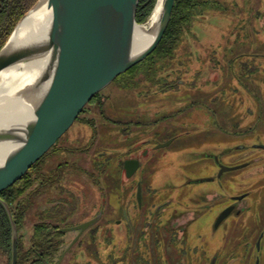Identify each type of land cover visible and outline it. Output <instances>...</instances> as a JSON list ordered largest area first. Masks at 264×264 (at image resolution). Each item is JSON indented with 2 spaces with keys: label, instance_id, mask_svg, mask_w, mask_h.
<instances>
[{
  "label": "rangeland",
  "instance_id": "374dc122",
  "mask_svg": "<svg viewBox=\"0 0 264 264\" xmlns=\"http://www.w3.org/2000/svg\"><path fill=\"white\" fill-rule=\"evenodd\" d=\"M199 1L173 52L145 59L104 88L47 155L39 168L50 171L68 162L62 166L67 178L64 188H42L38 179L19 199L28 206L20 231L25 249L40 222L65 228L99 217L72 247L78 232H67L52 264H123L124 254L147 261L151 251L155 260L161 258L156 264H212L214 259V264H264V239L262 254L250 246L264 230V186L241 180L246 169L219 177L215 160L228 167L247 151L227 156L233 147H264V0ZM246 75L250 90L239 83ZM248 122L253 127L246 128ZM136 143L154 156L146 159L152 165L141 174L147 201H168L169 214H177L171 218L176 221L172 232H158L160 239L165 235L163 241H146L138 229L132 239L118 224L121 200L135 201V194L124 195L118 184L120 154ZM102 150L105 155L98 156ZM253 151L264 156L262 149ZM255 174L254 180L262 176ZM248 189L254 196L246 201L252 210L244 218L247 224L240 223L232 236L231 219L216 229L230 197ZM57 200L61 204L51 208ZM130 212L133 216L136 211L131 207ZM182 214V221L177 220ZM177 222L189 225L178 227Z\"/></svg>",
  "mask_w": 264,
  "mask_h": 264
},
{
  "label": "water",
  "instance_id": "95a60500",
  "mask_svg": "<svg viewBox=\"0 0 264 264\" xmlns=\"http://www.w3.org/2000/svg\"><path fill=\"white\" fill-rule=\"evenodd\" d=\"M175 2L164 0L157 25L149 29L154 35L151 44L136 54L135 27L146 26L151 19L138 23L140 0H38L23 16L0 50V73L21 62L43 56L49 59L19 95L33 104L34 117L14 123L10 119L0 121V145L14 146L0 160V194L20 181L57 144L96 95L156 51L169 27ZM44 4L52 11L50 25L14 44L20 25ZM238 168L222 166L220 175ZM0 203L12 226V264H18L19 230L11 206L1 195ZM229 214V210L223 212L216 227ZM98 219L60 231L79 232L72 247Z\"/></svg>",
  "mask_w": 264,
  "mask_h": 264
},
{
  "label": "flooded vegetation",
  "instance_id": "af4514ba",
  "mask_svg": "<svg viewBox=\"0 0 264 264\" xmlns=\"http://www.w3.org/2000/svg\"><path fill=\"white\" fill-rule=\"evenodd\" d=\"M235 1L236 0H234V2ZM260 18L259 19L261 20V23H262V29L264 30V16L260 17ZM255 56H259V55L256 54ZM260 56H264V54L262 53ZM246 65L247 64L242 65L241 70H244V66L247 67ZM243 77L244 76L239 78V83L241 84V86L243 88L250 90L248 83H247V79L249 76L246 75L244 77L245 80L243 79ZM97 96L98 95H96V97L92 101H96ZM252 112L253 111H251V114H252ZM246 114H247V116H249L250 112H247ZM246 126H247L246 128L253 127L249 122L247 123ZM141 145H142V143L132 144L129 146V148L126 151H123V153L120 154V156L123 155V158H121V160H120L121 162L119 164L120 174H119L118 184L120 185V188H121L124 195L127 194V196L130 197L132 194H135V197H134L135 201L131 202V199H128L125 201V198L123 200H121L122 201L121 206L118 207V209H117V211H119V215H120V219L118 220V224L126 227L127 231L131 232L130 237L133 236L132 239L135 238V236L132 235V232L134 230L138 229L139 230L138 236L139 235L145 236L146 241L152 239L151 241L156 240L157 242H159V241H163L162 238L165 239V235H162V234L160 235L161 236V239H160V237L158 235L159 231H161L162 233L172 232V230H170V229H173L172 226L176 223V221L171 219V218L173 217V215L175 213L172 214V212H171V214H169L170 212L167 211L168 204H169L168 201H164V202L159 203V204L154 203L155 198H152V202H151V200L147 201L146 195L148 194V189L144 188V186H143V179L141 177V174H144L146 172V170H148L149 167H151V165H152V163H147L148 160H146V159L152 158L154 156L148 157V154L150 153V149L147 150L145 153H144V150L140 151ZM241 147L242 146L233 147L231 150L226 152V154H227V156L233 157V155H236L238 153L239 149L240 150L241 149L242 150L247 149V151L245 153H243L244 155H242V156H245V158L240 160L238 163H236L234 165H231L228 167L224 166V167H227V168L240 167L236 170L246 169V172L243 174V177H241V180L246 181V183H248V185L252 184V183L256 184V183L260 182V183H262L261 185L264 186V156L259 157V156H256L253 154V152H254L253 150H256V149L264 150V147L260 146V145H258V146L249 145L248 147H243V148H241ZM91 148H93V147H91ZM53 149H54V147L51 148L49 150V152H47L37 162L38 164L35 163L33 165V167L27 172V173H31L30 176L28 177L29 179H31L32 174H34V176L32 178H37V180L39 179V182L42 184V188H45L46 186H49V185L50 186L51 185H60V188L61 187L64 188V183H63L64 181H62V180H65V178H67V173L65 172V169L62 166L66 165L65 168L68 167L69 166L68 162H66L63 165H58L55 169L50 170V171H46V170L42 171L39 168L41 165L45 166V164H46L45 158H47V155H49V153ZM97 155L103 156L105 154H104V151L102 150L100 152H97ZM215 160H216V162L219 166V169H220L219 177H221L224 173H226L228 171H226L220 175V172H221L223 165L220 163V160L218 157H216ZM36 164H37V166L35 167ZM71 165H73V164H71ZM37 168H38V170H37ZM60 169H62L64 171L60 172L59 171ZM231 171H235V170H231ZM259 172H260V174H262V176L259 179L254 180V175H256L255 173L258 174ZM70 175H72V174H70ZM69 179H70V177H69ZM123 179H125V181H128V183L122 184ZM34 183H35V181H34ZM34 183H33V185H34ZM31 188H32V186L30 187L29 190H31ZM252 193H253V191L248 189L244 193H241V195H239V196L230 197V202H228L227 206L221 211V214H222L223 212L229 210L230 214L217 227L215 226L216 229L220 228L221 225L224 224L228 219H231L229 222V227H231V231L230 230L229 231H230V234L232 236L233 233H236V231L238 232L237 229L239 228L238 226L240 225V223L242 225H246L247 223H245L244 218H245V216H248L250 214V212L252 211L246 201L248 200V198L250 196L251 197L254 196V195L252 196ZM58 204H61L60 200H57L55 203L53 202L52 203L53 206L51 208L58 206ZM131 207H133L134 212L136 211L133 214V216L130 215ZM221 214H220V216H221ZM175 215H177V214H175ZM164 216H166L167 218L165 221H162L161 218H163ZM178 216L179 217H177V220H179V219L181 220V217H183L185 215L182 214V215H178ZM96 223H98V222H96ZM141 225H142V227H141ZM176 225L178 227H186L189 224H187V225L185 224V226H181L183 224L177 222ZM260 225L261 224L256 225V228H259ZM139 226H140V228H139ZM147 231H148V233H146ZM177 232L179 233L180 231H177ZM181 232H182V234L185 233V229H182ZM78 234H79V232H78ZM263 239H264V230H262L260 232V234H258V236L256 237L255 245H253V242H251V244H250L248 239H247V241L249 242L248 244H250V246H253L254 251L258 252V254H262L261 253L262 249H260V243L263 241ZM149 246H148V248H149ZM146 247H147V244H146ZM150 250H152V247ZM153 255L154 254L151 251L149 254L150 260L148 259L147 260L148 262H147L137 254H124V256H122V263L123 264H138V261L142 260L141 261L142 264H156L158 262V260L161 258H156V260H155L153 258ZM161 257L165 258V254H162ZM165 261H166V259H165ZM213 263H215V259L212 261V264Z\"/></svg>",
  "mask_w": 264,
  "mask_h": 264
},
{
  "label": "trees",
  "instance_id": "16d2710c",
  "mask_svg": "<svg viewBox=\"0 0 264 264\" xmlns=\"http://www.w3.org/2000/svg\"><path fill=\"white\" fill-rule=\"evenodd\" d=\"M38 0H0V50L8 41L18 22L36 4ZM157 0H140L137 12L138 23H146L151 16ZM200 4L199 0H176L169 27L156 51L147 59L158 53L171 54L178 44L179 34L189 22V14ZM146 59V60H147ZM139 64L138 66H140ZM132 68L131 71L135 70ZM38 164V163H37ZM35 165V167L37 166ZM31 173L10 188L1 192V197L11 206L19 230L18 264H52L62 252L65 232L62 226L50 222H40L34 229L30 246L24 248L20 231L25 223L28 206L19 201L33 185L37 178H31ZM68 228V227H65ZM13 232L11 222L5 207L0 203V264H12Z\"/></svg>",
  "mask_w": 264,
  "mask_h": 264
},
{
  "label": "bare ground",
  "instance_id": "6f19581e",
  "mask_svg": "<svg viewBox=\"0 0 264 264\" xmlns=\"http://www.w3.org/2000/svg\"><path fill=\"white\" fill-rule=\"evenodd\" d=\"M164 0H157L151 19L146 26L135 27L134 53H139L148 47L153 38L149 29L154 28L159 20ZM52 11L44 4L40 10L28 16L20 25L13 43L17 44L26 40L27 36L33 34L43 26L50 25ZM42 31V29L40 30ZM49 57L43 56L27 62L13 65L0 73V121L10 119L19 122L20 119L29 120L34 117V106L29 101L20 98L23 88L28 85L46 66ZM13 145H0V160L13 148Z\"/></svg>",
  "mask_w": 264,
  "mask_h": 264
}]
</instances>
